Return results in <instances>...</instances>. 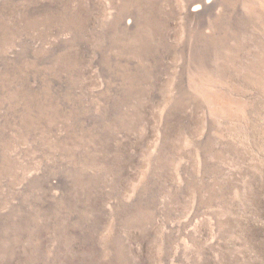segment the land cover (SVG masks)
I'll use <instances>...</instances> for the list:
<instances>
[{
  "label": "rangeland",
  "instance_id": "374dc122",
  "mask_svg": "<svg viewBox=\"0 0 264 264\" xmlns=\"http://www.w3.org/2000/svg\"><path fill=\"white\" fill-rule=\"evenodd\" d=\"M0 264H264V0H0Z\"/></svg>",
  "mask_w": 264,
  "mask_h": 264
},
{
  "label": "bare ground",
  "instance_id": "6f19581e",
  "mask_svg": "<svg viewBox=\"0 0 264 264\" xmlns=\"http://www.w3.org/2000/svg\"><path fill=\"white\" fill-rule=\"evenodd\" d=\"M208 3V2H207ZM201 6H205L204 4L203 5H198L196 6L197 8L196 9H199ZM194 11V10H193Z\"/></svg>",
  "mask_w": 264,
  "mask_h": 264
}]
</instances>
